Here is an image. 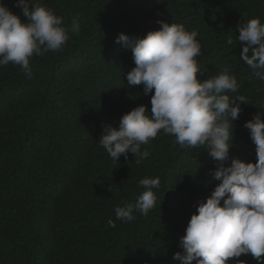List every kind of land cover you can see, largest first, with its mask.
Returning a JSON list of instances; mask_svg holds the SVG:
<instances>
[{
  "label": "trees",
  "instance_id": "obj_1",
  "mask_svg": "<svg viewBox=\"0 0 264 264\" xmlns=\"http://www.w3.org/2000/svg\"><path fill=\"white\" fill-rule=\"evenodd\" d=\"M17 0H3L22 22ZM63 18L69 39L59 51L30 59L32 79L20 66H0V264H180V238L198 204L220 183L204 147L175 144L161 130L139 164L134 155L113 163L99 145L102 125L118 128L140 105L151 116V94L130 86L132 52L121 33L144 38L158 20L198 33L201 82L228 68L242 95L233 121L229 160L255 163L256 146L244 127L264 113V80L240 58L237 25L264 23V0H41ZM79 17L80 31H71ZM233 40L232 45L227 40ZM160 179L148 215L122 222L114 209L134 203L144 177ZM223 203V201L221 202ZM112 221V223H109ZM239 259L257 264L249 254ZM235 262V260H230ZM193 264H196L193 261Z\"/></svg>",
  "mask_w": 264,
  "mask_h": 264
},
{
  "label": "clouds",
  "instance_id": "obj_2",
  "mask_svg": "<svg viewBox=\"0 0 264 264\" xmlns=\"http://www.w3.org/2000/svg\"><path fill=\"white\" fill-rule=\"evenodd\" d=\"M14 7L21 9L28 22H22L0 0V66L18 65L32 79L30 59L61 50L69 39L68 29L62 26L63 18L41 0H17ZM78 19L71 25L77 35ZM157 23L159 30L149 31L144 38L132 40L121 33L115 40L131 49L135 67L126 79L130 86L143 85L144 95L151 94V116L146 115L147 106L140 105L121 117L118 128L102 125L99 145L113 163L133 154L137 164L150 155L146 148L141 150L142 145L161 130L174 136V143L181 147H204L216 162L213 176L220 183L198 204L179 241L183 254L177 252L173 259L180 264H246L239 258L250 254L257 264H264V113L244 124L256 146V162L232 159L226 167L233 121L239 118L246 97L226 94L239 88L226 67L212 78L198 79V73H203L196 60L202 55L196 31L186 30L183 24ZM237 27L241 60L257 79L264 80V23L252 18ZM227 44L232 45L233 40L229 38ZM139 186L144 191L134 203L115 207L117 220L131 222L135 212L146 216L155 207L153 189H159V177L146 176Z\"/></svg>",
  "mask_w": 264,
  "mask_h": 264
}]
</instances>
